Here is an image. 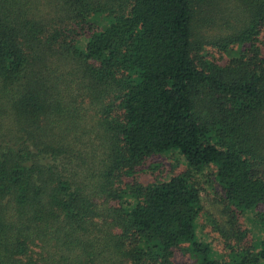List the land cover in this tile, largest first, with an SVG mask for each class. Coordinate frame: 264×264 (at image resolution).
I'll return each mask as SVG.
<instances>
[{
  "label": "trees",
  "instance_id": "16d2710c",
  "mask_svg": "<svg viewBox=\"0 0 264 264\" xmlns=\"http://www.w3.org/2000/svg\"><path fill=\"white\" fill-rule=\"evenodd\" d=\"M177 249L264 264V0H0V264Z\"/></svg>",
  "mask_w": 264,
  "mask_h": 264
},
{
  "label": "rangeland",
  "instance_id": "374dc122",
  "mask_svg": "<svg viewBox=\"0 0 264 264\" xmlns=\"http://www.w3.org/2000/svg\"><path fill=\"white\" fill-rule=\"evenodd\" d=\"M179 162V161H178ZM184 169L183 165L177 161L175 158H170L168 156H154L147 160L144 168L140 172L139 181L144 185L154 182L155 180H162L180 173ZM218 190V188H217ZM211 192L208 191L203 195V205L208 208L207 202L211 199ZM245 226L248 228H253V223L249 221V224L244 222ZM197 235L199 240L206 242L211 245L213 252L215 254L224 253V247L219 241L217 235L212 232L211 228L207 225L204 212L198 219L197 222ZM175 264H191L189 256L183 252L181 249L175 250L174 253Z\"/></svg>",
  "mask_w": 264,
  "mask_h": 264
}]
</instances>
